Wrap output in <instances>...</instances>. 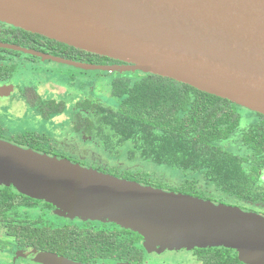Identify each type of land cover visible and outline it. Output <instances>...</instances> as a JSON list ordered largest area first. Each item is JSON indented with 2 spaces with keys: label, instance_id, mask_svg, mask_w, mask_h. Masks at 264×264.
Here are the masks:
<instances>
[{
  "label": "water",
  "instance_id": "water-1",
  "mask_svg": "<svg viewBox=\"0 0 264 264\" xmlns=\"http://www.w3.org/2000/svg\"><path fill=\"white\" fill-rule=\"evenodd\" d=\"M0 22L128 67L33 53L41 60L171 79L264 116V0H0ZM0 187L49 204L58 216L138 233L148 249L222 247L245 264H264L262 216L3 140ZM36 259L66 264L49 253Z\"/></svg>",
  "mask_w": 264,
  "mask_h": 264
},
{
  "label": "trees",
  "instance_id": "trees-1",
  "mask_svg": "<svg viewBox=\"0 0 264 264\" xmlns=\"http://www.w3.org/2000/svg\"><path fill=\"white\" fill-rule=\"evenodd\" d=\"M66 48L71 52L98 59L87 60L68 55L64 57L66 60L97 66H103L102 60H107L105 57L71 47ZM109 91L116 101V108L105 107L98 100H82L77 108L86 113L78 118L75 125L77 131H83L86 136L98 141L109 157L118 158L124 148V155L130 160L138 154L143 161L180 171L185 178V184L179 191H173L174 193L206 200L204 193L208 186H213L231 196L253 195L249 182L244 177L243 160L223 146L228 139L240 132L239 106L174 80L154 75H144L140 79L117 76L109 83ZM52 109L53 114L58 113L56 109ZM256 115L264 117L259 113ZM241 138L243 142L240 140L238 143L244 144L251 152L249 164L254 167L252 172L257 176L258 171L264 169V126L251 127L250 130L242 132ZM12 143L50 156L49 152L42 150L40 140L17 139ZM117 175L121 179L146 184L142 178L128 172L118 174L117 170L113 176L118 178ZM198 179L205 187H195ZM40 203L18 194L12 187H1L0 224L8 230L35 228L23 224L8 225V222H12L8 214L30 213ZM110 227L116 233L105 232L103 224L100 228L94 224H84L81 227L70 225L59 229L36 226L38 232L21 234L19 243L28 244L32 241L33 244L43 247L100 245L103 246V253H116L118 259L129 261L126 256L130 254L133 261L140 260L142 252L135 248L140 238L128 232H119L117 226ZM33 238L37 240L34 242ZM108 246H116V249L106 250Z\"/></svg>",
  "mask_w": 264,
  "mask_h": 264
},
{
  "label": "flooded vegetation",
  "instance_id": "flooded-vegetation-1",
  "mask_svg": "<svg viewBox=\"0 0 264 264\" xmlns=\"http://www.w3.org/2000/svg\"><path fill=\"white\" fill-rule=\"evenodd\" d=\"M66 47L68 46L59 44L57 42L55 43V41L41 38V36L39 37V35L32 34L23 31L22 29L0 22V100L4 101L5 100L4 98H7L8 96L9 98L12 97L13 89L10 86V84L11 81L13 80L15 69L17 67H20V69L22 70L28 69L31 70V73L29 74L30 77L33 79V81H29L28 84L24 83L23 86L19 89V94L23 99L24 105L27 106L29 109H31V112L34 111L36 112V114L38 113V115L35 116L36 120H42L47 125H49V123L51 122H56L58 120L65 119L63 115L67 110L68 106L64 98L66 96L69 97L70 95L69 89L66 86L57 85L48 80L49 84L46 85V87L48 88H46L45 94L42 95V93H40V91L38 90V87H42L43 85L41 86L40 82L39 84H35L34 81L37 80L38 76L36 77L34 76L36 75V72H38L39 68L47 67V66H41L40 58L34 56L33 53H41L49 56H52L51 54H53L55 55L53 57H57L61 59H64V57L68 55H74L77 56V58H85L87 60H95V61L98 60L89 55H81L78 53L71 52ZM12 48H17V49H12ZM106 59L107 60H102V62H104L103 66L105 67H117V66L128 67L127 65L121 62L108 58ZM45 70L46 72L50 71L49 67L45 68ZM101 74H102L101 78L109 79V83L111 82V80H113V78L117 76L118 77L130 76L132 79L133 78L140 79L144 75H150L138 71H136L135 75H129L128 73L121 74V72L118 71H114L111 73L101 72ZM107 97L112 98L110 96V91L108 92ZM112 99L115 101L114 98ZM80 101L82 100L80 99L79 101L72 102L70 131L64 129L60 131L57 130L56 136H53L52 134L49 135L48 133L47 134L37 133L32 131V129H29L15 135L9 133L4 128V126L0 124V140L3 141L6 140L7 142L17 139L23 141L27 139L40 140L42 141V145H43L41 147L43 148L42 150L49 152L50 156H56L58 158L60 157L54 154L55 150H59V148H62L63 146L64 147L75 146V143L71 141L72 140V138H70L71 136L80 139L81 147L84 144H87V142H89L92 143L93 145L102 148L101 144L98 141L92 139V137L90 136H86L83 131H77L75 129V125L78 118L86 113L84 110L77 108V104ZM103 105L105 107H109L105 104ZM52 108L56 109L58 113L53 114ZM241 109L249 111L252 114V119L249 120L246 127L241 128L239 126V130L241 133L239 132L238 135L228 139L226 143L223 144V146L227 151L238 157H241V159L243 160L242 168L245 171L244 177L249 182L248 185L251 187L250 189L252 190L253 195L241 196V197L231 196L229 194L216 190L213 186H208L207 188L208 190L204 193L205 194L204 199L210 201L215 205H225L229 207H235V208H239L244 212L254 213L264 217V169L261 168L258 171V175L257 176L254 175V173L252 172L254 167L250 166L249 164L251 163L250 160L251 152L246 149L244 144L239 145L238 143L240 142V140L242 141L241 138L242 132L250 130V128L253 126L263 127L264 117H258L256 115L258 113L252 112L243 107H240L239 112ZM239 125H241V120ZM68 138H70L69 142L66 141V139ZM75 150H80V149H74V151ZM124 150H125L124 148L121 150L123 154L125 153ZM104 153L107 155L105 151ZM107 156L109 157V155ZM125 159L128 162H132L133 160L140 158L137 154L132 160L128 159L126 156ZM81 166L86 168L83 165ZM159 166H164V165H159ZM116 170L117 169H113L112 171L116 172ZM184 179L185 178L182 177L181 179L177 180L176 184H178L180 188L183 186V184H185ZM195 187L203 188L205 186L198 179V181L195 182ZM43 203L44 202H41L37 206V208L30 213L8 214V217L12 218V222H8V225L10 224L15 226H20L21 224L31 225L32 227H35L33 229L8 230L3 227V224H0V264H53V263H44L36 259V254L39 253H49L54 256H57L63 259L66 262V264H245L239 260L238 253L235 250L226 249L222 247L193 248L190 250L188 249L162 250L160 248L147 250L143 245V237L141 235H139L138 233H134L130 230H125L121 228H119V232H125V233L128 232L140 238L139 244L135 246V248L141 250L142 252L140 260L133 261L130 254L126 256L129 259V261L125 259H118L116 253H111V254L103 253L101 251V248H103V246L100 245L91 246V245L80 244L78 246L54 245V246L43 247L33 244L32 241H29L28 244L19 243L22 238L21 234L37 233L38 230L36 229V226H48L50 228L59 229V228H65L70 225L81 227L84 224H94L98 228L102 227V224H98V223L81 222L79 220L68 222V220L65 219H60V220L67 222L66 224L55 226V224L57 223L50 220L51 215L52 216L54 215V208L52 206L48 208L44 206ZM104 226H105V230H104L105 232L116 233V230L111 229L110 225L105 224ZM36 240H37L36 238H33L34 242ZM109 249H116V246L106 247V250Z\"/></svg>",
  "mask_w": 264,
  "mask_h": 264
},
{
  "label": "rangeland",
  "instance_id": "rangeland-1",
  "mask_svg": "<svg viewBox=\"0 0 264 264\" xmlns=\"http://www.w3.org/2000/svg\"><path fill=\"white\" fill-rule=\"evenodd\" d=\"M40 63L41 66L49 67L51 71L46 72L45 68L47 67H42L39 68L38 72H36V75L34 76H38L37 80L34 81V83L39 84L40 82V85H43L42 87H38V90L40 91V93H42V95L45 94V90L46 88H48L46 87V85L49 84V81L57 85L66 86L69 89V97L66 96L64 98L68 106L63 115L65 119L51 122L49 123V125H47L42 120H36L35 116H37L38 113L36 114V112L34 111L31 112V109L24 105L23 99L19 94V89L23 86L24 83L28 84L29 81H33L29 74L31 73V70H22L20 69V67H17L15 69L13 80L10 84L13 89L12 97L9 98L8 96L7 98H4V101L0 100V124H2L9 133L17 135L21 132H24L25 130L32 129V131L37 133H48L49 135L52 134L53 136H56L57 130L60 131L64 129L70 131L72 102L79 101L80 99H97L109 107L116 108V102L112 98L107 97L109 92V79H102L101 72L82 71L76 68L41 59ZM118 72H121V74L128 73L129 75H135L136 73L135 70H123ZM240 113L242 116L240 127L244 128L247 126L249 120L252 119V114L244 109H241ZM70 138H72L71 141L75 143V146H63L62 148H59V150H55L54 154L58 155L60 158L67 159L72 163L79 164L80 166L83 165L86 168H90L102 173L104 172L105 174H109L112 176L115 171H112L113 169H117L118 174L128 172L131 175L139 176L140 178H142L146 182V186L159 188L168 192L180 190V187L176 183L178 179H181L184 176L177 170H173L165 166H159L148 161H143L141 159H135L132 162H128L126 161L123 153L118 158H109L104 153L103 149L99 146L87 142V144H84L82 146L85 148H82L79 138H74V136H71ZM70 138L66 139V141L69 142ZM12 141L14 140H11L9 142ZM74 149L80 150L74 151ZM117 176L120 179L122 178L120 177V175ZM190 177L191 176H187V178ZM56 217L59 219H57ZM60 219L68 220V222L74 220L85 222L82 221L79 217L68 219L58 216L55 214L54 209V215H51L50 220L57 223L55 224V226L61 224L64 225L67 223ZM103 221L105 220H88L87 222L116 226L115 224ZM146 249L149 250L148 248Z\"/></svg>",
  "mask_w": 264,
  "mask_h": 264
}]
</instances>
